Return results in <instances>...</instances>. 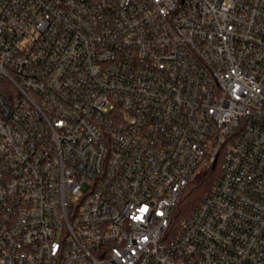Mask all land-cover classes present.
<instances>
[{"label":"built area","instance_id":"1","mask_svg":"<svg viewBox=\"0 0 264 264\" xmlns=\"http://www.w3.org/2000/svg\"><path fill=\"white\" fill-rule=\"evenodd\" d=\"M0 264H264V0H0Z\"/></svg>","mask_w":264,"mask_h":264},{"label":"trees","instance_id":"2","mask_svg":"<svg viewBox=\"0 0 264 264\" xmlns=\"http://www.w3.org/2000/svg\"><path fill=\"white\" fill-rule=\"evenodd\" d=\"M219 175L218 168L212 169L198 181L189 183L183 189L174 215V223L179 225L183 220L193 215L196 207L213 188Z\"/></svg>","mask_w":264,"mask_h":264},{"label":"water","instance_id":"3","mask_svg":"<svg viewBox=\"0 0 264 264\" xmlns=\"http://www.w3.org/2000/svg\"><path fill=\"white\" fill-rule=\"evenodd\" d=\"M215 166V162H214V164H213V166L212 167H214Z\"/></svg>","mask_w":264,"mask_h":264},{"label":"rangeland","instance_id":"4","mask_svg":"<svg viewBox=\"0 0 264 264\" xmlns=\"http://www.w3.org/2000/svg\"><path fill=\"white\" fill-rule=\"evenodd\" d=\"M198 179V178H197Z\"/></svg>","mask_w":264,"mask_h":264}]
</instances>
